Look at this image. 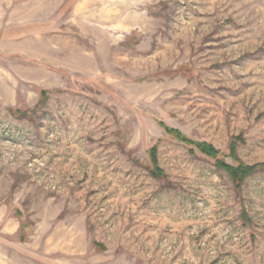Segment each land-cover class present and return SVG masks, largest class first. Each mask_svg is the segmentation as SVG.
Returning <instances> with one entry per match:
<instances>
[{
	"label": "rangeland",
	"instance_id": "obj_1",
	"mask_svg": "<svg viewBox=\"0 0 264 264\" xmlns=\"http://www.w3.org/2000/svg\"><path fill=\"white\" fill-rule=\"evenodd\" d=\"M160 122L264 162V0H0V264H264V171Z\"/></svg>",
	"mask_w": 264,
	"mask_h": 264
},
{
	"label": "trees",
	"instance_id": "obj_2",
	"mask_svg": "<svg viewBox=\"0 0 264 264\" xmlns=\"http://www.w3.org/2000/svg\"><path fill=\"white\" fill-rule=\"evenodd\" d=\"M160 125L164 127V130L176 138L177 140L184 141L192 144L202 154L214 159V166L224 171L236 188H240L244 179L256 171H264V162H257L253 164L242 161L237 152V141H241V136L235 137L227 147V153L221 152L213 144L206 141H190L178 130L170 128L160 122ZM148 157L151 164V175L156 178H161L165 175V172L160 168L157 157L156 145L151 146L148 149ZM232 159V163L228 162L225 158ZM247 216V214H245ZM247 219V218H246Z\"/></svg>",
	"mask_w": 264,
	"mask_h": 264
}]
</instances>
